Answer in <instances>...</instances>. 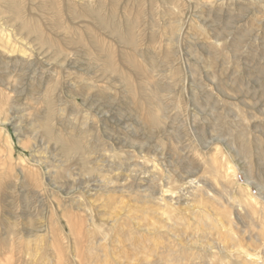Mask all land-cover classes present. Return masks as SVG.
I'll return each mask as SVG.
<instances>
[{
    "label": "rangeland",
    "instance_id": "obj_1",
    "mask_svg": "<svg viewBox=\"0 0 264 264\" xmlns=\"http://www.w3.org/2000/svg\"><path fill=\"white\" fill-rule=\"evenodd\" d=\"M11 2L0 264H264V0Z\"/></svg>",
    "mask_w": 264,
    "mask_h": 264
},
{
    "label": "bare ground",
    "instance_id": "obj_2",
    "mask_svg": "<svg viewBox=\"0 0 264 264\" xmlns=\"http://www.w3.org/2000/svg\"><path fill=\"white\" fill-rule=\"evenodd\" d=\"M22 6V5H21ZM7 14H11V18L13 19L14 18V20H15V22L17 21L18 22V13H17V11H16V7H15V4H13L12 2H11V0H0V44H3L4 43V41H6L5 40V35H10L11 34V37L13 36V37H16V35H15V33L20 29V26H19V24H18V26L15 28V29H11V30H9V29H7L6 28V23H8V22H10V21H12L11 19H7L6 20V15ZM110 20V19H109ZM110 21H112V20H110ZM12 23H14V22H12ZM115 28V27H114ZM114 31V30H113ZM117 32V31H116ZM161 34V33H160ZM8 37V36H7ZM118 37V36H117ZM14 39V38H13ZM118 39H119V37H118ZM120 40V39H119ZM7 42V41H6ZM8 43V42H7ZM6 44V43H5ZM8 46V45H7ZM27 52V51H26ZM237 52V51H236ZM65 55V54H64ZM60 64V63H59ZM152 67V66H151ZM164 117V116H163ZM46 130V129H45ZM47 131V130H46ZM48 134V133H47ZM46 134V135H47ZM50 134V133H49ZM83 138V137H82ZM81 149V148H80ZM9 152V151H8ZM218 170V169H217ZM228 170V169H227ZM220 172H222V171H220ZM249 172V171H248ZM212 173V172H211ZM219 173V172H218ZM229 173H231V171H228L226 174L228 175ZM247 173V172H246ZM219 174H221V173H219ZM225 174V173H224ZM226 175V176H227ZM225 176V175H224ZM221 177H223V175L221 174ZM225 178V177H224ZM213 179V178H212ZM240 189V188H239ZM239 192V191H238ZM233 194V193H232ZM240 194V193H239ZM240 196H242V195H240ZM249 196V195H248ZM243 198H244V196H243ZM245 199V198H244ZM253 202V201H252ZM243 203H244V206L246 207H248L247 209L249 210H252L251 209V205H250V203H248L247 201H243ZM254 207V206H253ZM254 209V208H253ZM112 211V210H111ZM255 219V218H254ZM77 233V232H76ZM89 243V242H88ZM83 245V244H82ZM107 245V244H106ZM128 245V244H127ZM172 249V248H171ZM12 252V251H11ZM126 255V254H125ZM125 257V256H124ZM202 257V256H201ZM250 258H254L255 259V256H250ZM122 261V260H121Z\"/></svg>",
    "mask_w": 264,
    "mask_h": 264
},
{
    "label": "built area",
    "instance_id": "obj_3",
    "mask_svg": "<svg viewBox=\"0 0 264 264\" xmlns=\"http://www.w3.org/2000/svg\"><path fill=\"white\" fill-rule=\"evenodd\" d=\"M237 179H238L239 181H242V179H241V176H240V175H238V176H237ZM253 194H254V192H253Z\"/></svg>",
    "mask_w": 264,
    "mask_h": 264
}]
</instances>
